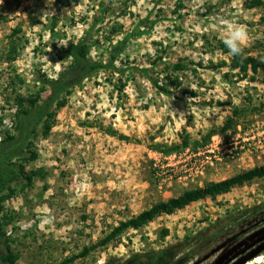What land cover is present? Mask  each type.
Instances as JSON below:
<instances>
[{"label": "rangeland", "instance_id": "1", "mask_svg": "<svg viewBox=\"0 0 264 264\" xmlns=\"http://www.w3.org/2000/svg\"><path fill=\"white\" fill-rule=\"evenodd\" d=\"M245 1L70 0L63 7L54 0H0V139L11 129L16 95L27 94L24 87L11 84L13 72L29 86L38 75L56 78L67 65L59 59L58 52L68 41H78L96 21L97 26L91 32L93 59H105L108 47L105 38L114 23H119L122 29L111 38L113 43L149 15V21H155L150 33L130 40L120 57L122 64L116 65L149 68L150 61L161 55L166 62L183 60L197 69L205 83L198 88V80L188 78L185 85L201 93L196 98L176 91L166 97L158 95L147 79L134 72L135 80H129L119 94L118 76L109 77L101 72L76 89L66 107L58 111L48 136L38 135L34 141L38 158L25 171L40 170L39 177L33 179L31 188L4 204L14 221L5 228V233L12 241L11 250L18 256L16 264H59L70 257L76 259L69 264H105L112 258L123 261L133 254L158 250L186 236L192 237L229 213H239L264 202V180H255L215 200L190 204L170 216H160L139 230H128L105 247L95 246L119 222L155 203L264 163V153L246 154L216 163L201 177L163 181L157 176L160 169L155 165L160 168L168 162L164 155L150 149L155 144H180L181 136L185 135L191 142L200 141L212 126L222 125L230 115L227 101L232 100L240 107L247 92L256 105L263 99L264 87L259 82L249 83L235 76L225 80L222 74L228 69H213L210 64L228 62V56L216 48L217 42L226 36L224 20L247 27L250 38L244 48L264 39L261 22L264 4L246 9ZM102 2L104 12L98 9ZM33 21L36 23L32 26ZM16 27L22 31L19 35L22 50L7 66L3 63V50ZM162 67L148 74L159 84L163 80L156 73ZM257 125H264V113L247 116L236 128L214 137L230 141ZM107 127L130 141L121 142L106 135L102 129ZM196 149L189 147L176 152L181 155L176 163L178 169L188 161L186 150ZM161 229L170 232L165 239L159 237ZM92 246L95 248L86 256L78 257L84 248ZM220 253L198 262L212 264Z\"/></svg>", "mask_w": 264, "mask_h": 264}, {"label": "trees", "instance_id": "2", "mask_svg": "<svg viewBox=\"0 0 264 264\" xmlns=\"http://www.w3.org/2000/svg\"><path fill=\"white\" fill-rule=\"evenodd\" d=\"M38 1V0H37ZM55 3L67 7L70 0H54ZM112 2V0H106ZM131 2L134 0H130ZM264 0L245 1L246 9L261 7ZM100 12L105 11L104 3L98 7ZM150 22V23H148ZM264 23V15L261 17ZM36 22L33 21L32 26ZM146 30L141 28L147 26ZM155 21H149V15L139 21L130 32L124 37L113 43L112 37L120 33L122 29L119 23H114L107 32L105 40L108 43L107 51L102 59H93L90 56V47L92 46L91 32L97 26V21L92 23L88 31L78 41H68L64 49L59 53V59L66 62V66L56 78L50 79L45 75L35 76L30 81L31 86L20 75L13 72L11 84L18 87H24L27 94L25 96L17 94L14 101L15 112L12 117L11 129L4 132L0 139V264H16L18 260L10 244L12 241L6 236L5 228L12 226V213L5 211L4 204L15 198L19 193H24L32 187L33 179L39 177L40 170H34L30 173L25 168L38 158L34 150V141L40 135L45 138L54 126L55 118L59 110L66 107L69 98L74 91L82 86L85 81L92 79L95 75L105 72L109 77L118 76L117 83L119 87L117 92L122 94L129 80H135L132 75L139 73L147 79L158 92V95L170 97L173 91L190 98L200 96L196 90L186 86L189 77L198 80L197 86L201 88L204 81L201 79L197 69L190 68L183 60H177L175 63L163 61L161 55H156L149 63V68L139 69L138 67H129L122 64L121 55L126 49L127 43L135 38L150 33ZM21 29L16 27L12 29L7 37L5 48L3 50V63L10 66L19 56L22 46L19 43L22 37ZM158 46H162L159 44ZM217 49L223 55L228 56V62L220 61L218 64L210 63L214 68H227L228 72L222 74L223 79L235 76L238 80H245L249 83L259 82L264 87V39L256 41L251 47L244 48L241 56L233 57L228 54V49L223 41H218ZM163 66L156 74L163 80L161 84L157 79L148 77L150 72L157 70V67ZM237 72V73H235ZM129 75H126V74ZM124 78V80H123ZM247 92V90L245 91ZM230 107V115L226 117L220 126H212L210 130L200 139V141H190L188 135L181 136L180 144L162 145L155 144L150 149L164 156L185 150L189 147L194 149L200 145L210 142L214 136H223L230 130L239 125V121L247 116H256L264 113V94L263 99L256 105L253 103L251 95L247 92L246 97L242 99V105L236 106L232 100L226 102ZM222 106V104H220ZM86 127H92L90 123L83 124ZM104 133L121 142H129L130 139L119 134L112 127L102 129ZM255 180H264V163L255 166L252 169L243 171L228 179L209 182L203 186L187 189L180 195L153 204L149 209L140 214L121 221L113 227L95 246L105 247L112 242L118 241L120 236L128 230H139L156 218L163 215H172L177 211L183 210L192 203L205 200L207 198L215 200L218 196L229 193L234 188L243 187ZM235 214H237L235 216ZM235 214L229 213L224 219L216 221L192 237H184L182 241L165 246L158 250L136 253L127 259H110L105 264H195L207 253L211 252L212 247L220 241H230L228 245L232 247L245 235L240 234L253 232L264 226V202L252 206ZM235 216V217H234ZM160 238L165 239L169 235L168 229L159 231ZM235 240L232 238L236 235ZM84 248L78 257L86 256L92 249ZM76 257H70L59 264H69Z\"/></svg>", "mask_w": 264, "mask_h": 264}, {"label": "built area", "instance_id": "3", "mask_svg": "<svg viewBox=\"0 0 264 264\" xmlns=\"http://www.w3.org/2000/svg\"><path fill=\"white\" fill-rule=\"evenodd\" d=\"M264 153V125H257L248 130L243 136L230 141H222L218 137H213L211 143L195 151L186 150L187 163L178 169L177 161L181 155L171 154L164 156L167 161L164 166L157 167L160 171L157 176L163 181L173 179H190L203 176L206 171L216 163H225L227 161L241 158L246 154L254 155ZM174 162L171 164L170 162Z\"/></svg>", "mask_w": 264, "mask_h": 264}, {"label": "water", "instance_id": "4", "mask_svg": "<svg viewBox=\"0 0 264 264\" xmlns=\"http://www.w3.org/2000/svg\"><path fill=\"white\" fill-rule=\"evenodd\" d=\"M240 234L245 235V237L231 248H226L230 241H225L216 249L212 250L209 255L204 256L202 261L221 252L212 264H247L264 252V226L253 232L246 233V231H242ZM240 234L234 236L232 240L237 239ZM199 263L197 262L196 264Z\"/></svg>", "mask_w": 264, "mask_h": 264}, {"label": "clouds", "instance_id": "5", "mask_svg": "<svg viewBox=\"0 0 264 264\" xmlns=\"http://www.w3.org/2000/svg\"><path fill=\"white\" fill-rule=\"evenodd\" d=\"M225 39L223 43L228 49V54L237 57L243 54V49L249 40L247 27L243 24L233 22L232 20H224ZM264 261V256L257 257L250 264H261Z\"/></svg>", "mask_w": 264, "mask_h": 264}, {"label": "crops", "instance_id": "6", "mask_svg": "<svg viewBox=\"0 0 264 264\" xmlns=\"http://www.w3.org/2000/svg\"><path fill=\"white\" fill-rule=\"evenodd\" d=\"M228 194V193H227ZM227 194H224V195H221V196H225V195H227ZM209 198H207V199H205V200H201V201H199V202H195V203H200V202H202V201H207ZM210 200V199H209ZM192 204H194V203H192ZM163 216H167V215H163ZM170 216V215H169ZM162 218V217H161ZM170 233V232H169Z\"/></svg>", "mask_w": 264, "mask_h": 264}, {"label": "flooded vegetation", "instance_id": "7", "mask_svg": "<svg viewBox=\"0 0 264 264\" xmlns=\"http://www.w3.org/2000/svg\"><path fill=\"white\" fill-rule=\"evenodd\" d=\"M230 245L227 246V248L229 247Z\"/></svg>", "mask_w": 264, "mask_h": 264}, {"label": "bare ground", "instance_id": "8", "mask_svg": "<svg viewBox=\"0 0 264 264\" xmlns=\"http://www.w3.org/2000/svg\"><path fill=\"white\" fill-rule=\"evenodd\" d=\"M255 259H256V258H255ZM248 264H250V262H249Z\"/></svg>", "mask_w": 264, "mask_h": 264}]
</instances>
